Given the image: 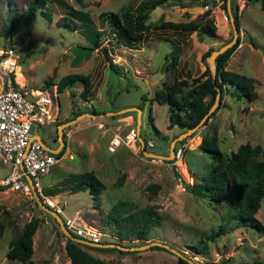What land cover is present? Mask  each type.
<instances>
[{
	"label": "rangeland",
	"instance_id": "rangeland-1",
	"mask_svg": "<svg viewBox=\"0 0 264 264\" xmlns=\"http://www.w3.org/2000/svg\"><path fill=\"white\" fill-rule=\"evenodd\" d=\"M139 1L66 0L76 9L87 11L96 28L103 31L99 45L75 64L72 58L79 48L73 46L92 45L86 33L73 25L74 19L64 23L66 9L63 6L45 0L44 14L36 12L31 33L22 25L15 27L10 37L1 32L8 11L25 9L30 0H0V45L12 46L17 54L19 84L24 81L26 86L46 85V80L54 83L60 76L72 73L88 76L87 100L81 95L83 86L79 81L58 94L60 120L92 109L104 114L124 107H138L139 136L152 142L146 149L168 154L170 139L183 129L169 121L167 104H158L152 95L160 89L162 81L169 83L174 77L190 81L208 64L205 52L230 39L233 32L218 0H179L185 5L165 1L148 13L149 27L144 39L132 47L113 43L108 23L101 14L119 13ZM234 2L238 6L240 41L229 55L226 68L252 76L257 96L246 100L225 92L213 110L214 115L175 142L184 149L180 158L172 161L146 156L137 146L108 151L110 136L122 134L137 123L136 109L112 115L83 116L65 126L72 131L64 137V130L62 132L66 145L63 157L50 166L48 174L39 176L44 195L47 194L43 187L54 186L64 177L73 178L85 171L95 173L104 188L98 199L92 198L86 189L72 193L67 186L49 194L64 203L61 217L79 209L86 222L102 233L100 243L116 241L132 246L160 240L191 258L193 264H264V228L242 227L229 221L221 229L225 200L212 203L191 190L192 182L200 179L211 165L209 154L200 147L203 136L214 132L224 154L236 150L245 141L252 145L264 143V8L259 0ZM205 18L211 19L215 36H201L195 30L168 25L170 21L203 22ZM101 45L107 47L115 68L104 59ZM55 127L53 122L32 125L31 131H36L46 145L56 147ZM8 172V164L0 162V178ZM261 199L254 215L264 224V197ZM118 200H126L134 208L150 206L155 210L159 224L150 229L146 239L119 240L113 226L102 221L104 213ZM31 216L41 217L32 234V256L19 263L8 258L5 252L8 241L15 232L21 231L23 223ZM0 221L5 226L0 235V264H65V234L56 219L23 190L8 186L0 189ZM81 247L98 258L123 264H177L178 258V254L168 249L150 246L129 252L117 249L99 252Z\"/></svg>",
	"mask_w": 264,
	"mask_h": 264
},
{
	"label": "trees",
	"instance_id": "trees-1",
	"mask_svg": "<svg viewBox=\"0 0 264 264\" xmlns=\"http://www.w3.org/2000/svg\"><path fill=\"white\" fill-rule=\"evenodd\" d=\"M53 1L66 9V14L63 17L64 23L68 24V20L74 19L72 21L73 25L86 33L92 45L85 46L76 44V46H73L75 49L79 48L74 51L75 55L72 58L74 63L77 64L81 59L90 55L93 47L99 45L103 31L102 29L96 28L87 11L80 8L76 9L72 4L66 2V0ZM165 1H174L177 4H181L179 0H140L135 6L128 5L119 13L109 11L101 14L108 23L109 30L112 34L111 41L115 44L132 47L135 42L144 39L149 27L146 22L148 13L151 9ZM210 1L214 2L216 0ZM218 1H220L227 15L226 0ZM44 3L45 0H30L29 5L25 9L8 11V19L2 27V34L11 37L13 34L12 30L22 25L25 27L26 32L31 33L36 12L38 11L44 14L42 11V7L45 5ZM259 4L264 8V0H259ZM229 5L231 6L234 22L237 28H239L238 6L234 0H229ZM168 25L187 31L195 30L201 36H215V28L210 18H205L203 22L193 19L188 21H170ZM239 41L240 35H238L237 40L233 44L216 55L214 59L216 63L214 77L211 76L207 64L190 81H187L185 77H174L169 83L162 81L160 89H157L151 98L156 100L158 104H167L169 121L172 124H177L183 130H186L199 123L204 116L203 123H206L214 115L215 110L209 113H207V110L214 100V96H216V86L220 88V98L225 92H229L237 98L244 97L246 100H252L257 96L255 79L252 76L226 68L227 59ZM100 50L102 51L104 59L109 61L111 68H115L116 64L110 60L107 54V47L101 45ZM211 50L212 48L207 50L205 55H208ZM174 57L175 55L172 56V58ZM77 81L82 83L83 91L81 95L87 100V94L90 90V80L87 75L78 73L64 74L54 83L58 91L61 92L77 83ZM44 83L47 86L52 84L50 80H46ZM90 112L98 113L95 109H92ZM76 116V114H73V117ZM68 119L69 117L65 120ZM65 120L56 121L55 126ZM54 132L56 135V127ZM179 141L181 140H178L177 143ZM65 146L56 155L61 154ZM200 147L209 154L211 165L207 172L201 175L200 179L192 182L191 190L193 193L209 199L212 203L225 200L221 229H224L227 222L232 221L238 224V226L262 230L264 224L260 223L254 213L261 205V198L264 197V158L262 157L264 155V143L252 145L245 141L239 144L236 150L224 154L219 144H217L216 134L213 132L210 135L202 137ZM164 160L172 161L173 159ZM97 177L92 171H85L73 178L64 177L63 180H60L54 186L48 188L43 187V190L49 195L55 194L65 186L69 187L72 193L86 189L92 198L98 199L104 185ZM152 186L155 187V185ZM2 187L4 186L0 185V189ZM148 188L153 190L150 185H148ZM133 206V204L126 200H118L110 206L102 217L104 223L113 226L115 237L119 240L126 237L139 240L146 239V234H148L150 229L159 224V217L153 208L150 206L134 208ZM40 220V216H31L23 223L21 231L15 232L14 236L8 241L5 252L8 258L15 259L19 263L31 259L33 250L32 234L37 229ZM4 228V223L0 221V235L4 231ZM211 235L212 233L210 237ZM72 236L74 237V235ZM81 244L85 247L96 249L99 252L110 249L126 251L112 246H91L72 241L70 237L66 236L64 249L70 258V264H123L119 261L113 262L98 258V256L82 248ZM150 247L154 249H165L162 246L151 245ZM191 261L193 260L185 257V255H179L177 258V264H190Z\"/></svg>",
	"mask_w": 264,
	"mask_h": 264
},
{
	"label": "built area",
	"instance_id": "built-area-1",
	"mask_svg": "<svg viewBox=\"0 0 264 264\" xmlns=\"http://www.w3.org/2000/svg\"><path fill=\"white\" fill-rule=\"evenodd\" d=\"M19 60L13 47L0 45V162L8 164L9 172L0 178V185L12 189L23 190L33 200L35 193L46 207L62 213L61 201L46 196L39 183V176L48 174L50 166L64 155L45 150L42 142L32 137L37 133L31 131L32 125H48L59 119L60 93L55 83L38 86H26L24 81L19 84L16 79ZM64 136L71 133L66 128ZM108 151L114 152L121 146L130 149L140 148L137 143V131L134 125L122 134L114 133L108 139ZM147 145L152 142L148 139ZM184 147H175L174 158L179 159ZM71 156V154H69ZM174 159V160H175ZM26 176H29V185ZM64 225L75 236L93 242H100L101 232L86 222L79 209L62 217Z\"/></svg>",
	"mask_w": 264,
	"mask_h": 264
},
{
	"label": "water",
	"instance_id": "water-1",
	"mask_svg": "<svg viewBox=\"0 0 264 264\" xmlns=\"http://www.w3.org/2000/svg\"><path fill=\"white\" fill-rule=\"evenodd\" d=\"M226 5H227V17H228V20H229V23H230V26L232 28V32H233V36L228 40V41H225L224 43H222L220 46H218L217 48H213L209 54L206 56L205 60H207L208 62V66H209V70H210V73H211V76L214 77V74H215V69H216V63L214 61L216 55L220 52H222L223 50H225L228 46H230L231 44H233L237 38H238V35H239V28H237L235 22H234V18H233V15H232V10H231V6L229 5V0H226ZM217 88V93H216V96H214V100L212 101V103L210 104L208 110H207V113L213 111L215 109V106L217 105V103L219 102V98L221 96V91H220V88L218 86H216ZM132 109H136V124H135V127H136V131H137V139L140 143V149H141V152L146 155V156H151V157H156V158H161V159H172L174 157V151H175V145H176V141L178 140H181L183 137H186L195 127H197L199 124H201L203 121H204V117L199 121V123L195 124L194 126L192 127H189L187 128L186 130H183L181 132H179L178 134H176L173 138L170 139L169 143H170V147H169V151H168V154H156V152H153L151 150H147L146 147H145V143H143V140L140 138V136L138 135V130H139V123H140V116H139V108L138 107H132V108H129V107H124V108H120L116 111H107L105 112L104 114L102 113H91V112H88V111H84V112H80L79 114H77L76 117H72L66 121H63V122H60L58 124H56V135H57V143L58 145L56 147H53V146H48L45 144V142H42L39 135L37 133L35 134H32V137H35V139L39 140L40 142L43 143L44 147H45V150L46 151H49V152H52V153H56L58 152L59 149H61L64 145L63 143V138H62V131H63V127L64 126H67L69 124H71L72 122H75L77 121V119L83 117V116H97V115H112L114 113H119V112H123V111H126V110H129L131 111ZM206 113V114H207ZM26 179L29 183V185H31V180L29 178V176H26ZM34 194V197L36 198V201L38 203V206L43 209L45 212L47 213H50L55 219L56 221L58 222V225L60 226L61 230L63 231V233L65 234V236L67 237H70L72 241H77V242H80V243H84V244H88V245H91V246H99V247H104V246H112V247H116L118 249H121V250H126V251H132V250H137V249H143V248H147L151 245H154V246H162L164 247L165 249H168L170 250L171 252H174L175 254H178L179 255H182L181 252H179L177 249H175L174 247H172L171 245H169L168 243H165V242H162V241H154V240H150V241H147L145 243H142V244H136V245H132V246H126V245H123V244H120L119 242H116V241H113V242H109V243H101L99 244V242H92L90 240H86V239H82V238H79V237H73L71 235V231L68 230L66 228V226H64L62 220H61V217L55 212L53 211L51 208H47L44 206V203L41 201L40 198H38V196ZM193 261L190 262V264H193L192 263Z\"/></svg>",
	"mask_w": 264,
	"mask_h": 264
},
{
	"label": "clouds",
	"instance_id": "clouds-1",
	"mask_svg": "<svg viewBox=\"0 0 264 264\" xmlns=\"http://www.w3.org/2000/svg\"><path fill=\"white\" fill-rule=\"evenodd\" d=\"M134 125V124H133ZM135 126V125H134ZM65 127V126H64ZM63 127V128H64ZM136 128V127H135ZM63 132V131H62ZM39 135V134H38ZM138 135H139V130H138ZM40 137V136H39ZM41 139V138H40ZM55 139V138H54ZM142 139V138H141ZM56 141H57V138L55 139ZM143 140V143H145V147H146V145H147V143H146V141L148 140H145V139H142ZM42 141V140H41ZM43 142V141H42ZM137 143H139V141H138V139H137ZM140 144V143H139ZM178 145V144H177ZM177 145H175V147L177 146ZM64 146V145H63ZM148 146V145H147ZM62 149V148H61ZM60 150V149H59ZM58 150V151H59ZM57 153V152H56ZM173 160L175 159L174 157L172 158ZM47 196V195H46ZM52 197H53V195H51ZM35 198V197H34ZM39 198V197H38ZM54 198V197H53ZM42 201V200H41ZM35 202H37L36 201V198H35ZM43 202V201H42ZM44 203V202H43ZM38 204V203H37ZM63 205V204H62ZM45 206V205H44ZM46 207V206H45ZM48 208V207H47ZM50 208V207H49ZM54 211V210H53ZM80 211V210H79ZM57 213V212H56ZM59 216L61 215V213H57ZM64 216V215H63ZM61 217V216H60ZM61 220H62V217H61ZM63 222V221H62ZM64 224V223H63ZM65 226V225H64ZM67 228V227H66ZM68 229V228H67ZM69 230V229H68ZM72 234V233H71ZM72 235H74V234H72ZM74 237H76L75 235H74ZM78 237V236H77ZM79 238H81V237H79ZM83 239V238H82ZM87 240V239H86ZM93 242V241H92ZM99 242V241H98ZM99 244H101L100 242H99Z\"/></svg>",
	"mask_w": 264,
	"mask_h": 264
},
{
	"label": "crops",
	"instance_id": "crops-1",
	"mask_svg": "<svg viewBox=\"0 0 264 264\" xmlns=\"http://www.w3.org/2000/svg\"><path fill=\"white\" fill-rule=\"evenodd\" d=\"M123 146H124V145H123ZM121 147H122V146H121ZM121 147H119V148H121ZM119 148H118V149H119ZM118 149H117V150H118ZM75 211H76V210H75ZM69 260H70V258H69V256L67 255V256H66V260H65V264H70V261H69Z\"/></svg>",
	"mask_w": 264,
	"mask_h": 264
}]
</instances>
